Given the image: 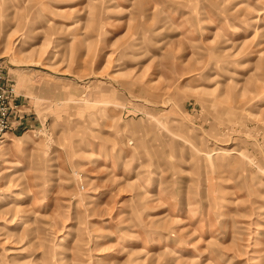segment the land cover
<instances>
[{
  "label": "rangeland",
  "instance_id": "obj_1",
  "mask_svg": "<svg viewBox=\"0 0 264 264\" xmlns=\"http://www.w3.org/2000/svg\"><path fill=\"white\" fill-rule=\"evenodd\" d=\"M0 264H264V0H0Z\"/></svg>",
  "mask_w": 264,
  "mask_h": 264
},
{
  "label": "built area",
  "instance_id": "obj_2",
  "mask_svg": "<svg viewBox=\"0 0 264 264\" xmlns=\"http://www.w3.org/2000/svg\"><path fill=\"white\" fill-rule=\"evenodd\" d=\"M0 67V133L20 128L23 124L17 115L16 103L11 100L10 80Z\"/></svg>",
  "mask_w": 264,
  "mask_h": 264
},
{
  "label": "crops",
  "instance_id": "obj_3",
  "mask_svg": "<svg viewBox=\"0 0 264 264\" xmlns=\"http://www.w3.org/2000/svg\"><path fill=\"white\" fill-rule=\"evenodd\" d=\"M11 100L16 103L17 115L19 116L20 122H26L25 118L27 117V113H25L24 109L27 107L23 104L22 97L20 95L11 96Z\"/></svg>",
  "mask_w": 264,
  "mask_h": 264
}]
</instances>
